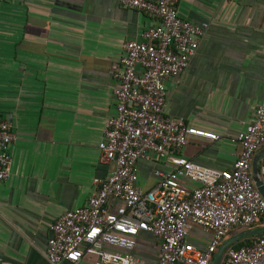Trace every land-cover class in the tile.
Instances as JSON below:
<instances>
[{
	"label": "crops",
	"instance_id": "1",
	"mask_svg": "<svg viewBox=\"0 0 264 264\" xmlns=\"http://www.w3.org/2000/svg\"><path fill=\"white\" fill-rule=\"evenodd\" d=\"M176 8L182 19L208 28L187 69L166 81L165 115L219 137L190 139L182 157L229 169L241 150L229 139L250 123L264 97V0H179ZM157 23L119 0H0V117L15 136L9 177L0 184V264H49L51 224L82 207L95 181L114 170V163L100 161L97 147L115 114L122 48L142 41ZM263 162L264 155L262 183ZM137 167V186L147 192L166 165ZM121 204L112 201L110 211ZM209 239L195 229L191 241L203 248ZM132 255L155 264L159 242L141 232ZM96 261L85 254L79 264Z\"/></svg>",
	"mask_w": 264,
	"mask_h": 264
},
{
	"label": "built area",
	"instance_id": "2",
	"mask_svg": "<svg viewBox=\"0 0 264 264\" xmlns=\"http://www.w3.org/2000/svg\"><path fill=\"white\" fill-rule=\"evenodd\" d=\"M124 8L155 18L157 25L142 41L123 45L115 79V114L106 120L98 144L99 159L114 170L96 180L86 203L60 216L49 227L45 251L49 264H79L85 254L95 264H139L132 251L141 232L159 242L155 264H212L229 231L249 228L264 219V199L254 186L251 162L264 147V97L244 130L229 139L240 147L232 167L210 169L182 157L190 139L216 141L212 133L189 128L165 115L166 81L178 78L195 55L208 24H194L177 12L179 0H119ZM10 121L0 117V184L10 173ZM159 160L156 186H137L139 161ZM264 183V162L259 167ZM112 201L121 202L114 212ZM195 229L210 234L208 243L191 241ZM106 247L125 252L112 255ZM220 264H264V236L240 248L230 247Z\"/></svg>",
	"mask_w": 264,
	"mask_h": 264
},
{
	"label": "water",
	"instance_id": "3",
	"mask_svg": "<svg viewBox=\"0 0 264 264\" xmlns=\"http://www.w3.org/2000/svg\"><path fill=\"white\" fill-rule=\"evenodd\" d=\"M263 155H264V151L260 152L253 159L252 180L255 184V188L257 189V191L259 192L261 197L264 199V185L258 177V163H259V161ZM262 235H264V226L260 227V228H255V229H247L245 231H242L238 234L231 236L230 238L225 240L223 242V244L219 247L216 255L214 256L212 264H220V262L224 256L225 252L227 251V249H229L233 245H235V244H237V243H239L245 239L257 237V236H262Z\"/></svg>",
	"mask_w": 264,
	"mask_h": 264
},
{
	"label": "trees",
	"instance_id": "4",
	"mask_svg": "<svg viewBox=\"0 0 264 264\" xmlns=\"http://www.w3.org/2000/svg\"><path fill=\"white\" fill-rule=\"evenodd\" d=\"M262 226H264V219H261L257 224H255V225H253V226H251V227H249V228H234V229H232L231 231L228 232V234H227L225 240L228 239V238H230L231 236H233V235H235V234H237V233L243 231V230L250 229V228L262 227ZM263 236H264V235H262V236H258V237H254V238H248V239H245V240H243V241H241V242H239V243L233 245L232 248L237 249V248H240V247H242V246L250 245V244H252L255 240H258V239L262 238Z\"/></svg>",
	"mask_w": 264,
	"mask_h": 264
}]
</instances>
